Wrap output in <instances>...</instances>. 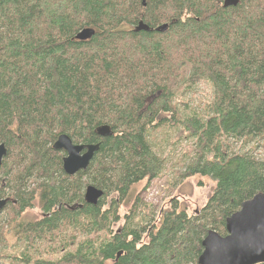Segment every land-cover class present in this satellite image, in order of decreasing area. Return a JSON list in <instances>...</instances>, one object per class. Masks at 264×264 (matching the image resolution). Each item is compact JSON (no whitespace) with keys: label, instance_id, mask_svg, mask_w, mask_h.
I'll return each mask as SVG.
<instances>
[{"label":"trees","instance_id":"obj_1","mask_svg":"<svg viewBox=\"0 0 264 264\" xmlns=\"http://www.w3.org/2000/svg\"><path fill=\"white\" fill-rule=\"evenodd\" d=\"M84 29L93 36L76 40ZM198 83L211 100L181 113L178 97ZM172 117L192 145L180 178L210 180L211 196L193 215L173 201L159 226L136 220L137 197L114 232L132 187L162 173L149 137ZM103 125L111 137L96 135ZM62 134L99 145L75 176L52 149ZM254 141H264V0H0V238L24 244L19 264H197L207 233L225 236L226 219L264 194V158L244 149ZM87 186L103 191L95 206ZM34 201L42 218L22 222Z\"/></svg>","mask_w":264,"mask_h":264},{"label":"rangeland","instance_id":"obj_2","mask_svg":"<svg viewBox=\"0 0 264 264\" xmlns=\"http://www.w3.org/2000/svg\"><path fill=\"white\" fill-rule=\"evenodd\" d=\"M187 91L192 93L186 92L178 97L180 102L178 108H183L181 113L185 111V108L201 112L212 97V89L205 83H198ZM163 116L168 117L169 115H162L161 117ZM166 124L170 125L159 127L149 137L155 152L165 159L164 169L159 177L148 184V187L145 181L132 187L129 197L119 209L120 221L113 226L112 230L114 232L125 225L126 214H129L137 197L140 198L143 207H140V213H138L136 220L141 221L145 218L144 225H147L146 222L150 220V226H159L161 214L170 210L173 201L177 202L178 209L185 210L188 215H193L206 204L214 190L215 185L208 179L180 178L182 170L191 158L192 145L190 140H186L187 135L183 129L181 130L175 126L174 117ZM244 149L264 158V141L260 143L254 141ZM145 187H147L146 190ZM116 197L115 194H112L108 201ZM4 216L5 214H2L0 218ZM42 216L40 205L37 201H34L33 208L26 210L20 219H22V222H34L40 220ZM61 241L62 239L59 240V246L62 245ZM143 241L147 242V239L144 237ZM0 242V264H19L12 257L22 252L27 253L24 244L19 242L12 233L6 232L0 238ZM58 245L55 248L60 252L53 259L59 258L61 253L64 252V249H59ZM37 246L39 252L45 249V245L42 243ZM29 253L32 254L30 251Z\"/></svg>","mask_w":264,"mask_h":264},{"label":"water","instance_id":"obj_3","mask_svg":"<svg viewBox=\"0 0 264 264\" xmlns=\"http://www.w3.org/2000/svg\"><path fill=\"white\" fill-rule=\"evenodd\" d=\"M238 0H225L224 6H236ZM138 29L147 30L140 26ZM167 25H162L156 31L164 33ZM94 34L92 29H84L76 35L79 41L89 40ZM109 126L103 125L96 129L100 138L112 136ZM55 151H62V170L67 176H74L79 171H85L99 145L74 144L65 134L58 136L53 144ZM4 145H0V164L6 156ZM103 192L93 186H88L84 192V201L95 206L102 198ZM8 199L0 200V212L7 205ZM225 236L210 231L202 241V253L197 264H262L264 263V194H258L245 201L240 209L226 219Z\"/></svg>","mask_w":264,"mask_h":264},{"label":"bare ground","instance_id":"obj_4","mask_svg":"<svg viewBox=\"0 0 264 264\" xmlns=\"http://www.w3.org/2000/svg\"><path fill=\"white\" fill-rule=\"evenodd\" d=\"M224 1H225V0H224ZM161 23H162V22H161ZM156 30H157V29H156ZM156 30H155V31H156ZM156 32H158V31H156ZM159 33H160V32H159ZM157 39H158V38H157ZM76 40H77V39H76ZM86 41H87V40H86ZM1 145H3V144H1ZM4 147H5V146H4ZM5 149H6V148H5ZM52 149H53V147H52ZM53 150H54V149H53ZM6 152H7V151H6ZM60 152H62V151H60ZM96 153H97V152H96ZM6 155H7V153H6ZM5 157H6V156H5ZM5 157H4V158H5ZM4 158H3V159H4ZM2 161H3V160H2ZM1 163H2V162H1ZM90 163H91V162H90ZM89 165H90V164H89ZM88 167H89V166H88ZM74 176H75V175H74ZM69 177H71V176H69ZM87 187H88V186H87ZM96 189H97V188H96ZM99 190H100V189H99ZM102 192H103V191H102ZM100 199H101V198H100ZM100 199H99V200H100ZM2 200H3V199H2ZM8 200H9V199H8ZM242 204H243V203H242ZM4 208H5V207H4ZM2 211H3V210H2ZM2 211H1V212H2ZM233 214H234V213H233ZM225 230H226V224H225ZM208 233H209V232H208ZM208 233H207V234H208ZM215 233H216V232H215ZM226 234H227V232H226Z\"/></svg>","mask_w":264,"mask_h":264},{"label":"flooded vegetation","instance_id":"obj_5","mask_svg":"<svg viewBox=\"0 0 264 264\" xmlns=\"http://www.w3.org/2000/svg\"><path fill=\"white\" fill-rule=\"evenodd\" d=\"M63 153H64V152H63ZM64 154H65V153H64ZM63 157H64V156H63ZM63 157H62V158H63Z\"/></svg>","mask_w":264,"mask_h":264}]
</instances>
